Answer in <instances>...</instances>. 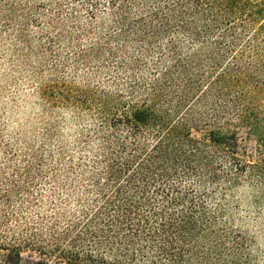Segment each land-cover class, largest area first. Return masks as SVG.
<instances>
[{
  "label": "trees",
  "instance_id": "trees-1",
  "mask_svg": "<svg viewBox=\"0 0 264 264\" xmlns=\"http://www.w3.org/2000/svg\"><path fill=\"white\" fill-rule=\"evenodd\" d=\"M0 23L18 62L51 73L44 106L95 121L76 155L49 145L52 120L39 143L0 141L1 264L26 251L57 264H216V245L235 244L211 203L216 182L253 179L216 177V150L232 164L239 129L264 146V0H0ZM78 65L107 87L56 80Z\"/></svg>",
  "mask_w": 264,
  "mask_h": 264
},
{
  "label": "rangeland",
  "instance_id": "rangeland-1",
  "mask_svg": "<svg viewBox=\"0 0 264 264\" xmlns=\"http://www.w3.org/2000/svg\"><path fill=\"white\" fill-rule=\"evenodd\" d=\"M30 31L32 42L37 46L39 29L30 27ZM19 48L21 46L11 28H4L0 23V141H8L18 150L25 141L39 143L47 123L52 120L57 127L49 145L55 151L63 147L66 156L78 154L75 144L80 133L88 135L87 130L95 121L91 115L72 108L55 104L53 107L44 106L38 87L42 81L46 82L51 77V73L46 69L43 76H34L31 67H24L18 62L16 49ZM61 54L66 55L65 52ZM32 60H35V57H32ZM93 71L83 65H78L76 71L71 67H59L56 80L66 81L72 90L92 86L94 83L107 87L105 85L109 80L108 76H101L96 82L92 80ZM254 101L260 104L262 100L254 98L252 102L246 103L251 106ZM201 133L204 134V131ZM201 133L194 135L200 137ZM216 156L220 163L216 166L219 173L216 177H253L251 180L241 179L235 187H231L221 178L216 182V196L211 203L216 207L217 221L232 232L235 240V244L219 247L216 245V264H264V184L260 178L264 177V146L255 135L247 133L245 129H239L236 160L231 164L223 158L222 151L218 150ZM220 209L222 215L219 216ZM216 227L218 228L217 225ZM235 246L239 249V262L231 263L234 260L232 253L237 249ZM1 263L3 262L0 260ZM20 264L57 263L41 257L36 252L26 251L22 254Z\"/></svg>",
  "mask_w": 264,
  "mask_h": 264
}]
</instances>
